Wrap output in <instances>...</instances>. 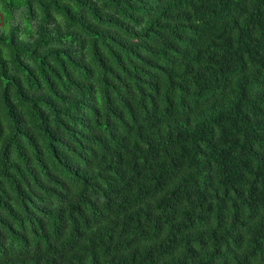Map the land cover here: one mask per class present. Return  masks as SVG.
Masks as SVG:
<instances>
[{
  "label": "clouds",
  "instance_id": "9594fccd",
  "mask_svg": "<svg viewBox=\"0 0 264 264\" xmlns=\"http://www.w3.org/2000/svg\"><path fill=\"white\" fill-rule=\"evenodd\" d=\"M262 15V0H0V194L23 219L0 208V264H264V147L249 155L241 123H264V52L240 51L264 43ZM220 33L238 62L222 65ZM14 166L51 189L32 182L31 218Z\"/></svg>",
  "mask_w": 264,
  "mask_h": 264
},
{
  "label": "trees",
  "instance_id": "16d2710c",
  "mask_svg": "<svg viewBox=\"0 0 264 264\" xmlns=\"http://www.w3.org/2000/svg\"><path fill=\"white\" fill-rule=\"evenodd\" d=\"M262 2H264V0H262ZM255 23L259 24L261 26V28H264V15L258 17L256 19ZM51 27H55V26L52 25ZM157 27L163 28V27H165V25H163V24L160 25L159 22H157ZM159 34L160 33L158 32V35ZM217 39L221 42V46L224 47V49H225V55L223 57H221L222 65L227 64L229 61L238 62L239 52L237 50H233L230 48V46L228 45L227 34L226 33H220L217 36ZM248 49H251V52L249 54H252V55H255L257 50L264 52V43L257 41L255 38H252V39H243L242 38L240 51H246ZM128 51L130 52L131 49L129 48ZM259 59L262 63H264V56H260ZM117 60H119V57H117ZM125 71H127V70L125 69ZM137 71L142 72L143 69L140 68V69H137ZM113 76H114V79L119 80L118 76H116L115 74H113ZM37 83H39V82L37 81ZM16 89L18 92H20L21 95H23V93L20 91L19 85H16ZM5 102H7L6 97H5ZM257 115L264 116V113H257ZM237 118H239L238 115L233 117V119H237ZM13 119H15V117H13ZM212 122L215 123V120H213ZM241 123L244 124V126L247 128V136L250 138L247 151H248L249 155L256 156V154L252 152L251 142H253V141L258 142L261 144L262 147H264V123L247 125V122L243 121V120L241 121ZM203 134L204 133H202V132L199 133V135H203ZM49 147L51 148V145H49ZM262 151H264V149H262ZM38 153H39V150H37V159H39ZM51 153L53 156H55V149L54 148H51ZM256 158H257L258 162L260 163L259 171L261 174H264V155L257 156ZM216 159L223 161L222 156H218V157H216ZM6 160H7V157L5 156L3 158V161H6ZM2 163L3 162H0V164H2ZM217 166L220 167L221 165L218 164ZM14 167L16 169V175L8 176V180L14 186L15 191L17 193V198L22 203L27 201V203H24V212L27 214V216L29 218H31L32 217V211L29 209L28 205L31 204L32 201L29 200L28 197L31 195H34V193L32 192V182H35V184L45 192H49V191H51V189H45L44 188V185L41 184L40 180L37 178L35 172L32 170V168L30 166H28L24 169H21L19 166H14ZM41 167L43 168L44 172L47 174V168L44 167L43 162H41ZM68 171L71 172V169H68ZM0 175H7L6 170L2 166H0ZM236 175H237V167L232 166V167H230L229 170L222 171L220 173L219 178L221 180H223L225 183H227L231 179H235ZM49 179L50 180L52 179L51 176H49ZM203 179L207 183L208 177L204 176ZM21 182L28 189L27 195L21 186ZM85 183H86V181H85ZM61 187H63V185H61ZM183 195H184V198H187V199H189L190 202H192V198L190 196H187L186 193H184ZM256 196L259 198V202L262 205H264V191L256 193ZM179 199H180V196L173 198L174 202H178ZM203 201H204V196H203V193H201L199 198L195 201V203H199V204H201V206H203ZM33 207H35V206L33 205ZM0 208H6L12 216H14L16 219H19L21 221V223L23 224V219L13 211V209L7 203L5 196L3 194H0ZM172 211L175 212V209H173ZM183 216L187 220L188 225H191L193 220L196 218L194 215L190 214L188 211H183ZM36 222L39 223V218H36ZM0 223H4L2 218H0ZM9 227H11V226L9 225ZM41 227H42V225H41ZM158 230H159V223H157V231ZM198 236H199V234H197V238H198ZM3 239H4V234L0 233V241H3ZM201 243H202V241H201ZM189 253L191 254V248H189ZM202 264H203V262H202ZM209 264H210V261H209Z\"/></svg>",
  "mask_w": 264,
  "mask_h": 264
}]
</instances>
